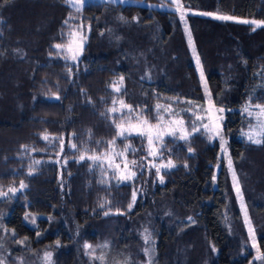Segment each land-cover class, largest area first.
Wrapping results in <instances>:
<instances>
[{"label": "trees", "instance_id": "obj_1", "mask_svg": "<svg viewBox=\"0 0 264 264\" xmlns=\"http://www.w3.org/2000/svg\"><path fill=\"white\" fill-rule=\"evenodd\" d=\"M180 4L183 19L163 8L169 0L98 1L82 9L66 0H0L3 264H264L257 251L264 253V138L248 141L255 121L242 111L249 102L264 104V26L240 22L264 21V0ZM77 35L85 44L73 59L68 48ZM197 58L214 103L225 109L224 134L255 247L218 141L204 131L168 137L157 160L145 136L117 135L116 124L138 115L155 123L168 106L195 126L207 96ZM113 107L116 113L108 111ZM126 146L135 172L129 181L88 159ZM169 160L173 166L158 176L153 162ZM29 213L41 216L38 228L27 224Z\"/></svg>", "mask_w": 264, "mask_h": 264}, {"label": "rangeland", "instance_id": "obj_2", "mask_svg": "<svg viewBox=\"0 0 264 264\" xmlns=\"http://www.w3.org/2000/svg\"><path fill=\"white\" fill-rule=\"evenodd\" d=\"M113 2V3H126L128 0H66V2L76 8V9H82L84 8V6H86L87 4H89L90 2ZM170 2H172V6H165L163 8L165 9H171L173 11H176L178 12L180 15H183L186 13V11L183 9V7H181V4H180V0H175V2H173V0H169ZM180 5L179 7V10H177V5ZM232 21H240L239 19H236L234 18ZM241 21H244V20H241ZM257 27H260V26H257ZM85 44V41H84V38L83 36H79L77 35L74 39V42H73V45H71L70 48H68V53L73 56L75 55V57L77 55L80 54L81 50H82V47L84 46ZM71 49V51L69 50ZM197 67H198V70H199V73H200V76H201V72L203 73V79H202V83H203V87H204V90L206 92V89H205V83L207 84V96H206V107L204 108L205 110L203 111L204 113H195L196 115V119L197 117H199V119H197V123L195 124L196 127L199 128V131H193V126L192 128L191 127H188L185 120L182 118V117H179L177 116L173 111H171L170 109H168L167 112H164L163 114V121L160 122V127L161 128H165V127H175L177 128V131L175 133V137H178L179 135L181 134H187L188 138L189 139L190 137H192L194 134L196 133H199L200 131H204L206 133H208L211 137H212V140L213 141H218L220 143V146H221V156L226 158L228 160V165H229V161H231L230 159V151H229V140L228 138L225 136L224 134V119H225V109L223 112H219L218 109L219 108H222V107H219L217 106L213 99H212V96H211V93H210V90H209V87H208V81H207V78L200 66V64L197 62ZM250 111H252L253 113V119H254V123L253 125L245 132L246 133H249L250 132V129H252L254 131V133L256 134L255 138L257 139H260L261 141L263 140L264 138V135H259V132H260V128H259V120L257 119L255 113H257L259 110L256 109L254 106L250 109ZM220 117H223V119H219ZM211 118V119H210ZM177 120H182L184 123H183V127L181 128L180 125H176V124H173V125H170L169 122L170 121H177ZM260 120H264V117H261ZM141 121H144V120H141ZM147 121V120H146ZM130 121H127L126 123H123L122 125L126 128L128 126ZM133 124H135L136 122L134 121H131ZM148 124L152 125V126H155L157 124V122L153 123V122H150V121H147ZM205 124H208L211 128H213V131H208L206 130L202 125H205ZM216 124H219L220 125V130H219V135H215V126ZM127 135V133H126ZM131 135H138L136 132H132ZM128 136V135H127ZM173 135H168L167 133H165L163 135V138L161 140H156L155 137H153V145H152V148H151V151L154 149L155 152H156V155L153 156L154 158H156L158 160L159 158V150H160V145L161 143L163 142L164 139L168 138V137H172ZM221 137H223V144L221 142ZM245 137L247 138V136L245 135ZM249 141V140H248ZM251 142V141H249ZM252 143V142H251ZM262 143V142H261ZM253 144H256V143H253ZM120 153L117 149H114L113 151H111L110 154L106 155V156H103V157H100L99 160L97 161H93L94 163L96 164H99L103 170H106L107 172H112L114 174L115 172V164L116 163H119L121 165V171H123V168H124V160L126 159L127 162L128 161V158L125 154V156L122 158V157H119L118 154ZM110 162H111V167H110ZM154 165H156L157 167H160V165L162 164H167V162H159V161H154L153 162ZM230 169H231V173H232V182H233V185H234V188H235V191L237 192V187L236 185L238 184V187H239V195H238V198H239V201H240V204H241V208H242V211H243V214H244V218H245V223H246V227H247V230L250 234V237H251V241L253 242V235L255 237V243H256V234H255V228L252 224V221L251 219L249 218V215H248V211H247V207L245 205V202H244V198H243V193H242V190H241V185H240V182H239V179H238V176H237V173L235 172V169L233 167V164L231 163V166H229ZM164 168L166 167H160V170H163ZM128 172H134L130 163H128V171L124 173L125 176L128 175ZM233 172H235V180H234V177H233ZM117 177H119L118 175H115ZM135 177L134 176H131V178L129 179H123L125 181H129L131 179H133ZM238 194V193H237ZM242 197V199H241ZM41 218V216H37V215H34V214H27L26 216V222L29 226L33 227V228H38V220ZM23 242V241H22ZM92 249H94V253L91 255L93 257H101V251L100 249H98L97 247H92ZM92 249H89V252L92 251ZM0 260H2V258H0ZM5 263V262H4ZM117 264H126V262H122V261H117Z\"/></svg>", "mask_w": 264, "mask_h": 264}, {"label": "snow or ice", "instance_id": "obj_3", "mask_svg": "<svg viewBox=\"0 0 264 264\" xmlns=\"http://www.w3.org/2000/svg\"><path fill=\"white\" fill-rule=\"evenodd\" d=\"M173 2H175V0H173ZM179 7L180 5L178 4L177 5V10H179ZM203 15H212L211 13H201ZM216 19H220V20H233L234 17H231V16H224V15H217L215 17ZM181 19H183V15L181 16ZM67 22V21H66ZM242 23H246V24H252V25H255V26H264V21H255V20H244V21H240ZM253 31H255V27H253L252 29ZM189 42L191 43V36L189 34ZM55 47L57 49L61 48V45L60 44H56ZM71 51V49H69ZM73 59H75V55L72 56ZM197 62L199 63V60L197 58ZM201 78L203 79V73L201 72ZM122 79V78H121ZM205 89H206V92H207V84L205 83ZM117 91H119V89L117 88L116 89ZM115 103V101L113 102ZM121 105L123 107H126L128 109V114H130L133 109L130 105H124L123 104V101H120ZM164 106H161V105H157V109H160ZM253 107V105L251 104V102H249V104L245 105L244 108L242 109V111L248 113L249 116H252L253 113L252 111H250V109ZM254 107L256 109H258L259 111L257 113H255L257 119L260 121L259 122V128H260V132H259V135H264V120H260L261 117H264V104H255ZM168 108H170V106L168 107H164V111L167 112L168 111ZM109 112H112V113H116L118 111L117 108L113 107V108H110L108 110ZM219 112H223L224 109L223 108H219L218 109ZM136 119V123L133 124L131 121L129 122L128 126L125 128L123 125L121 124H116V127L118 129V132H117V135L118 136H122V137H125V139L127 138L126 137V133L127 135H131L132 132H136L138 135H141V136H145L147 138V143L149 145V148H152V145H153V137H155L156 140H161L163 138V135L165 133H167L168 135H175L176 131H177V128L175 127H165V128H161L160 127V122L163 121L164 117L163 115H160L159 112H158V121H157V124L155 126H152L150 124H148V122L146 120L144 121H141L140 119V116H136L135 117ZM197 119H199V117H197ZM211 119V118H210ZM219 119H223V117H220ZM115 123V121H113ZM183 121L182 120H177V121H170L169 124L170 125H173V124H176V125H180V127L182 128L183 127ZM206 130L208 131H213V128H211L208 124H205V125H202ZM219 130H220V125L219 124H216L215 126V135H219ZM193 131H199V128L196 127V126H193ZM247 136V139L249 141H251L252 143H256V144H259L261 143L262 141L260 139H257L255 138L256 134L254 133V131L252 129H250V132L249 133H246L245 134ZM178 139H181V140H186L188 138L187 134H181L177 137ZM44 139H48L47 136L44 137ZM209 139H212V137L210 136ZM221 142L223 144V137H221ZM110 143H115V141H111ZM73 148H75V145H72ZM127 147L125 148V151L124 152H120L116 155H118L119 157H124L125 156V152L127 151ZM61 148H62V142H61ZM191 150V149H189ZM150 155H153L155 156L156 155V152L155 150L153 149L152 151H150L149 153ZM85 157L84 155H81L79 157L80 160H83ZM88 159L90 160H93V161H97L100 159V157L96 156V155H92V156H89ZM128 163L126 161V159L124 160V168H123V171H121V165L119 163H116L115 164V172H114V176L115 175H118L120 179H129L131 178V176H134L135 175V172H128V175L125 176L124 173L128 171ZM131 164L135 165L136 164V161L133 160L131 161ZM111 162H110V167H111ZM172 162L169 160L167 162V164H162L160 165V167H172ZM229 166H231V161H229ZM160 167H157L156 168V174L159 176L160 174ZM233 177H234V180H235V172H233ZM160 180H161V183H163V177H160ZM102 184H106L108 183V181L106 179H102L100 181ZM20 187L23 188L24 187V184L23 182H21L20 184ZM237 187V193L239 195V187H238V184L236 185ZM16 189L15 188H9L8 189V192H15ZM3 195H7V193H4V192H0V196H3ZM136 199V193L133 192L132 194V200L133 202L135 201ZM242 199V197H241ZM131 204H129V208H131ZM101 207H104L103 204H101ZM104 215H108V212L105 211ZM191 219V218H189ZM251 234V233H250ZM253 246L255 247L256 246V243H255V237L253 235ZM144 240L145 242L147 243L149 240H150V235H145L144 236ZM102 247H108L107 244L103 245ZM85 248L86 249H92V245H89V244H85ZM94 249H92L91 252H89V255H92L94 253ZM258 253L260 256L264 257V253H261L259 249H257ZM144 252L147 254L149 252V249L145 248L144 249ZM51 258V253H46L45 254V260H50ZM99 259L103 260V257H98ZM0 264H3V261L0 260ZM21 264H23V262L21 261ZM127 264V262H126ZM148 264H151V261L148 262Z\"/></svg>", "mask_w": 264, "mask_h": 264}]
</instances>
